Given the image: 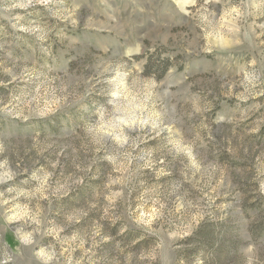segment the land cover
Returning <instances> with one entry per match:
<instances>
[{"label":"clouds","instance_id":"clouds-1","mask_svg":"<svg viewBox=\"0 0 264 264\" xmlns=\"http://www.w3.org/2000/svg\"><path fill=\"white\" fill-rule=\"evenodd\" d=\"M115 4L0 0V264H264V0Z\"/></svg>","mask_w":264,"mask_h":264},{"label":"rangeland","instance_id":"rangeland-1","mask_svg":"<svg viewBox=\"0 0 264 264\" xmlns=\"http://www.w3.org/2000/svg\"><path fill=\"white\" fill-rule=\"evenodd\" d=\"M110 2L113 3V7L116 6L115 0H110ZM123 2L126 6H130L132 9L136 10L133 13V20L135 22H139L141 17L139 15L138 10L141 6H143V4L145 3V0H123ZM25 163L30 164L31 162L26 159ZM89 192H90V186H85L79 193L75 194L76 200L65 201V204L70 205L71 203H75L77 201H82L86 197V195L89 194ZM57 210H59V209H57ZM16 226H18V225H14V227H16ZM230 231H231V227L226 226V225H219V226L218 225H207L206 231H205L206 238H210L212 241H219L221 243V247L219 249H215V250L218 251L219 253H221V255L226 259L228 258V252H229L228 235H229ZM7 239L9 242H13L12 236L10 233L8 234ZM209 248L211 250V248H212L211 244L209 245ZM217 259L221 261V264H224V260L221 259V256H218Z\"/></svg>","mask_w":264,"mask_h":264}]
</instances>
